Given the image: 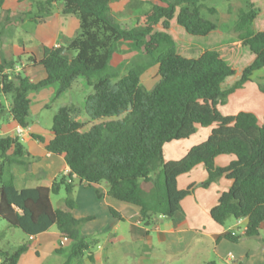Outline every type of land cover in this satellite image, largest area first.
<instances>
[{"label": "trees", "instance_id": "1", "mask_svg": "<svg viewBox=\"0 0 264 264\" xmlns=\"http://www.w3.org/2000/svg\"><path fill=\"white\" fill-rule=\"evenodd\" d=\"M62 1L63 13L80 20L77 35L65 45L45 46L41 60L34 54L28 57V61L43 64L47 70L48 76L40 82L26 72L14 73L22 55L16 61L0 63V96L12 97L11 113L25 128L29 125L32 91L54 85L56 100L79 79L84 80L85 89L92 88L82 108L64 104L53 118L55 136L47 149L65 155L70 170L57 177L51 187L18 190L13 168L24 164L27 150L19 137L0 135V217L30 237L56 225L72 240L71 255L63 264L75 259L82 263L91 241L81 233V226L91 217L77 218L73 214L77 185L94 187L97 196L103 197L105 191L100 185L105 184L108 195L140 208L149 231L159 216L170 217L180 210L182 200L195 185L179 189L178 177L203 163L208 178L202 186L222 176L232 180L231 187L211 209L213 219L225 224L232 217L248 218L243 236L228 233L227 238L234 242L242 237L260 238L264 222V123L250 111L226 116L218 109L264 68V30L254 28L258 16L254 4L247 2L233 29L255 58L240 79L225 89L223 84L236 69L220 48H206L198 57H186L171 33L173 22L193 36H208L219 29L218 21L201 10L208 0H152L132 24L116 18L113 3L127 2L137 9L143 0ZM3 2L0 0V7ZM54 2L39 1L36 11L26 13L28 18L34 23L45 22ZM122 41L134 44L138 54L126 74L120 76L114 60ZM154 64H158L159 79L147 89L142 75ZM82 110L90 124L88 129L79 118ZM198 126L214 128L183 158L166 160L165 145L190 138ZM221 154H234L237 159L219 167L215 160ZM62 189L66 193L64 206L55 208L51 194ZM111 212L121 218L116 209L111 208ZM28 247L25 242L13 250L0 248V264H18ZM89 258L93 259L91 254Z\"/></svg>", "mask_w": 264, "mask_h": 264}, {"label": "crops", "instance_id": "2", "mask_svg": "<svg viewBox=\"0 0 264 264\" xmlns=\"http://www.w3.org/2000/svg\"><path fill=\"white\" fill-rule=\"evenodd\" d=\"M39 1L42 0H4L0 7V63L16 61L22 55L14 73L26 72L35 82L44 80L48 73L43 64L30 62L28 57L34 54L38 60L43 59L45 46L65 45L68 39L77 35L80 27L77 16L63 13L62 0H55L52 14L45 22L34 23L26 18L23 10L36 11ZM6 70L11 73V69ZM79 83L84 88V80H79ZM55 90L56 87L51 85L29 94L31 113L29 125L25 128L11 113L12 97L4 95L3 100L0 98V135L19 137L27 150L24 164L13 168L18 190L51 187L57 177L70 170L65 155L47 149L55 136L52 124H44L38 118L49 109ZM20 128L21 135L18 133ZM210 128L201 139L191 136L192 141L187 138L189 141L166 144L165 159L183 158L193 146L208 138L214 126ZM173 144H184L183 151L176 156H168L167 150ZM236 159L234 154H221L215 162L217 166L224 167ZM207 178L203 163L180 175L179 189L195 185L192 193L182 200L175 215L159 216L149 231L141 218L140 208L108 195L105 184L100 185L105 191L103 197L97 196L94 187L77 185L73 214L77 218L91 217L81 226V233L90 239L91 246L82 263L75 259L71 264H264V222L260 239L242 237L238 242L228 239V233L244 235L248 218L232 217L225 224L216 222L211 209L221 194L231 187L232 180L222 176L204 187L201 183ZM65 198L60 197L54 207H63ZM52 203L54 205L53 200ZM111 208L119 211L121 218L114 216ZM27 238L28 250L21 255L18 264H63L71 255L72 240L64 237L56 225L36 237Z\"/></svg>", "mask_w": 264, "mask_h": 264}, {"label": "rangeland", "instance_id": "3", "mask_svg": "<svg viewBox=\"0 0 264 264\" xmlns=\"http://www.w3.org/2000/svg\"><path fill=\"white\" fill-rule=\"evenodd\" d=\"M152 0H143L137 9L133 8L127 2L114 1L113 8L116 12V18L123 20L125 23L132 24L135 21L136 15L142 11L147 10ZM251 1L254 7L258 10V16L255 20L254 28L256 31L264 30V0H208L202 5V12L205 16L213 18L218 21L220 28L213 31L208 36H193L188 34L183 27H180L175 22L171 29V33L175 38L179 52L186 57H198L206 48H220L222 54L232 62V65L236 69L235 75L227 78L223 84V88L227 89L231 87L236 81H238L242 75V72L246 66H248L255 58V55L251 52L249 47L244 46L242 41L237 37L234 32L233 26L235 21L242 10L246 8L247 2ZM211 8L215 9V12L211 11ZM23 14L28 17V9L23 10ZM239 53V54H238ZM138 54L137 48L131 42H120L118 44V53L114 60V65L119 70L120 76L126 74L131 67L132 58ZM238 55V56H237ZM159 67L158 64H154L142 75V83L150 89L159 79ZM81 82V79H79ZM76 81L73 87L65 93L63 96L56 100L49 102V109H46L40 117V120L44 124H52L55 114L59 108L64 104L74 103L77 106H83L84 100L88 93L92 92V88L85 89ZM264 68L257 70L252 80L247 82L243 87L232 93L225 103L218 105L219 111L223 115H236L241 111H250L255 113L260 123H264ZM1 95L0 98L3 100ZM83 112V113H82ZM79 118L84 122V129H88L90 124H87V119L84 110L80 113ZM197 131L193 135V139H201L205 136L207 131H210V127H198ZM190 138L189 140H193ZM189 140L174 141L173 143H181ZM168 145V144H167ZM170 146L167 150L168 156L179 154L183 151L184 144H178L179 146ZM66 196L65 190L62 189L58 194H51L54 206L58 205L60 197ZM264 236V231L262 232ZM24 231L19 227L11 226L7 220L0 217V248L5 250H13L20 244H23L28 238ZM260 239V238H256Z\"/></svg>", "mask_w": 264, "mask_h": 264}, {"label": "built area", "instance_id": "4", "mask_svg": "<svg viewBox=\"0 0 264 264\" xmlns=\"http://www.w3.org/2000/svg\"><path fill=\"white\" fill-rule=\"evenodd\" d=\"M18 133H19L20 135L22 134V129H21V128L19 129Z\"/></svg>", "mask_w": 264, "mask_h": 264}]
</instances>
